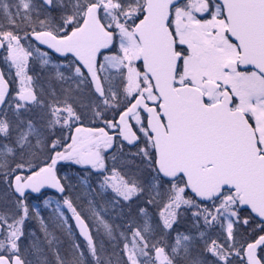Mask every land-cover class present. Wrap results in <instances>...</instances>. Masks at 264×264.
<instances>
[{"label":"snow or ice","instance_id":"6c2138e0","mask_svg":"<svg viewBox=\"0 0 264 264\" xmlns=\"http://www.w3.org/2000/svg\"><path fill=\"white\" fill-rule=\"evenodd\" d=\"M0 264H264V0H0Z\"/></svg>","mask_w":264,"mask_h":264}]
</instances>
